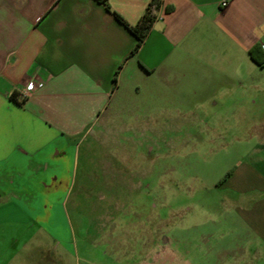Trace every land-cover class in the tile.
Listing matches in <instances>:
<instances>
[{
	"label": "crops",
	"instance_id": "crops-1",
	"mask_svg": "<svg viewBox=\"0 0 264 264\" xmlns=\"http://www.w3.org/2000/svg\"><path fill=\"white\" fill-rule=\"evenodd\" d=\"M149 2L107 0L129 24ZM159 2L132 51L135 36L97 0H0V264H70L55 218L67 211L62 179L78 172L93 131L99 138L114 114L124 123L127 97L135 107L141 94L154 102L169 91L216 105L264 91V0ZM34 81L41 87L21 98Z\"/></svg>",
	"mask_w": 264,
	"mask_h": 264
},
{
	"label": "rangeland",
	"instance_id": "rangeland-1",
	"mask_svg": "<svg viewBox=\"0 0 264 264\" xmlns=\"http://www.w3.org/2000/svg\"><path fill=\"white\" fill-rule=\"evenodd\" d=\"M155 99L127 97L124 123L114 114L80 145L55 211L62 257L264 264V91Z\"/></svg>",
	"mask_w": 264,
	"mask_h": 264
},
{
	"label": "trees",
	"instance_id": "trees-1",
	"mask_svg": "<svg viewBox=\"0 0 264 264\" xmlns=\"http://www.w3.org/2000/svg\"><path fill=\"white\" fill-rule=\"evenodd\" d=\"M97 1L100 2L102 5H104V7L110 13H112L114 17L135 36L136 43L132 51L137 50L141 45V43L143 42L144 38L146 37L148 31L150 30L153 21L155 20L156 11L160 5L159 0H150V2L145 7L142 15L139 17L138 21L135 24L127 23L121 15H119L117 12H115L110 8V6L107 3V0H97ZM249 53L250 55H252V57H254L253 56L254 49L250 50ZM11 99L17 102L15 93L11 95Z\"/></svg>",
	"mask_w": 264,
	"mask_h": 264
},
{
	"label": "built area",
	"instance_id": "built-area-1",
	"mask_svg": "<svg viewBox=\"0 0 264 264\" xmlns=\"http://www.w3.org/2000/svg\"><path fill=\"white\" fill-rule=\"evenodd\" d=\"M233 0H219V7L220 9L226 8ZM41 87V83L38 81L29 82L26 84V86L23 88L21 93L19 94L21 98H24V95L26 93L32 92L38 88Z\"/></svg>",
	"mask_w": 264,
	"mask_h": 264
}]
</instances>
